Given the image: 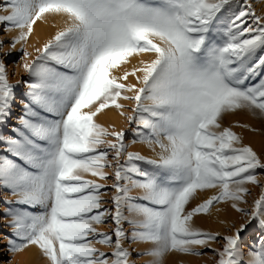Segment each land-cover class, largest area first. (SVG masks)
I'll return each mask as SVG.
<instances>
[{
	"label": "snow or ice",
	"instance_id": "obj_1",
	"mask_svg": "<svg viewBox=\"0 0 264 264\" xmlns=\"http://www.w3.org/2000/svg\"><path fill=\"white\" fill-rule=\"evenodd\" d=\"M0 12V264L30 248L36 264H137L134 244L145 264H264V152L234 130L261 129L226 124L264 122V9L4 0ZM40 25L54 30L43 40ZM110 112L122 126L101 122Z\"/></svg>",
	"mask_w": 264,
	"mask_h": 264
},
{
	"label": "rangeland",
	"instance_id": "obj_2",
	"mask_svg": "<svg viewBox=\"0 0 264 264\" xmlns=\"http://www.w3.org/2000/svg\"><path fill=\"white\" fill-rule=\"evenodd\" d=\"M254 2V7L256 8L257 12H261L262 9H264V5L261 3H258L257 0H253ZM4 3V0H0V5ZM6 14L4 12H0V15ZM3 25H0V30L3 29ZM40 27H44L40 25ZM9 36L15 35V32L9 33ZM41 40L46 39L48 36L47 35H40ZM34 39V38H33ZM29 51H32V48L29 47ZM19 58V53H13V55L9 58V72H10V80L13 83H16L18 80H23L27 79L26 73H24L23 69L16 66L14 67L12 65V61L17 60ZM14 72V75L12 74ZM22 91V86L20 88ZM101 122L105 123V125L115 123L117 127H120L123 125V120L122 118L118 117L114 112H110L107 116H102L100 117ZM236 120H239L242 123H248L252 125L253 127L261 129L260 133H253L250 132L246 129H241V128H235L234 130L242 134L244 136V142L245 143H250L253 148L257 152H264V122L254 120L247 116L246 114H240L235 117H230L229 121H226V124L229 122H234ZM130 150H139L142 151L144 154L148 155L150 153L147 152L146 149L143 148L141 145H135L133 148ZM254 195L258 196L259 195V188H253ZM231 218L230 219H238L235 213H231ZM200 225L204 228H210L212 230H223L222 225H219V228L214 227V222L212 221H198ZM106 230V229H105ZM131 247L136 249V252H142L145 249V246L142 244H134ZM106 250V249H105ZM136 252H133V258L136 259L137 264H145L147 260L150 259V257L147 256H140L137 257ZM171 259V258H170ZM13 264H36V249L35 248H30L28 251L19 254L16 256L13 260ZM191 264H211L210 261H207V257L204 258H191Z\"/></svg>",
	"mask_w": 264,
	"mask_h": 264
},
{
	"label": "bare ground",
	"instance_id": "obj_3",
	"mask_svg": "<svg viewBox=\"0 0 264 264\" xmlns=\"http://www.w3.org/2000/svg\"><path fill=\"white\" fill-rule=\"evenodd\" d=\"M53 31L54 30L50 29V28L46 29L45 27H40V26L37 27V33L39 35H47V36H49ZM227 218L230 219L231 215H229ZM214 227L215 228H219V224L218 223L214 224Z\"/></svg>",
	"mask_w": 264,
	"mask_h": 264
}]
</instances>
